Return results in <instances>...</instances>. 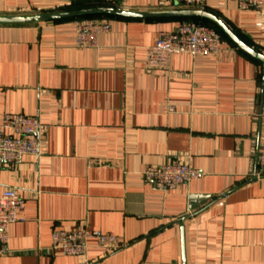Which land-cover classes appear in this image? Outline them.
<instances>
[{
	"label": "crops",
	"instance_id": "1",
	"mask_svg": "<svg viewBox=\"0 0 264 264\" xmlns=\"http://www.w3.org/2000/svg\"><path fill=\"white\" fill-rule=\"evenodd\" d=\"M95 6L178 8L0 0V16ZM202 9L264 54V10L238 0H206ZM101 15L0 23V122L19 113L47 126L39 156L0 167V196L17 188L25 200L0 264H264L263 62L210 21L222 35L218 54L174 55L150 69L146 48L185 18ZM91 18L111 28L96 46H80L75 21ZM175 160L200 176L169 190L144 178L146 167ZM76 227L113 233L124 246L106 253L91 243L83 256L51 249L55 229Z\"/></svg>",
	"mask_w": 264,
	"mask_h": 264
},
{
	"label": "built area",
	"instance_id": "2",
	"mask_svg": "<svg viewBox=\"0 0 264 264\" xmlns=\"http://www.w3.org/2000/svg\"><path fill=\"white\" fill-rule=\"evenodd\" d=\"M178 8H203L206 0H161ZM243 9L264 10V0H238ZM111 24L100 18L77 19L75 21L76 43L94 47L98 35L107 32ZM222 44V35L212 26L192 20L180 22L171 31H161L154 44L146 48V65L150 69L167 68L174 55L188 54L216 55ZM174 108L171 106L170 108ZM38 116L7 113L0 122V167L15 164L25 155L39 156L41 139L46 131ZM259 175H264V144L258 154ZM143 176L161 190L174 189L182 183L200 176V171L180 160L161 165L148 166ZM25 200L17 188L4 190L0 196V255L9 252L8 229L14 222L25 220ZM94 243L106 253H112L124 246V241L113 233L86 227L55 229L52 234V250H61L66 255H86Z\"/></svg>",
	"mask_w": 264,
	"mask_h": 264
},
{
	"label": "water",
	"instance_id": "3",
	"mask_svg": "<svg viewBox=\"0 0 264 264\" xmlns=\"http://www.w3.org/2000/svg\"><path fill=\"white\" fill-rule=\"evenodd\" d=\"M73 1V0H64ZM108 14L122 17L133 18H152V17H182V18H203L214 22L223 32L242 50L252 57L260 60L264 64V54L247 45L242 41L230 27L215 14L201 8H176L160 11H130L118 7L95 6L87 8L72 9L60 12L42 13L34 15L0 16V23H34L52 20H61L84 15Z\"/></svg>",
	"mask_w": 264,
	"mask_h": 264
},
{
	"label": "trees",
	"instance_id": "4",
	"mask_svg": "<svg viewBox=\"0 0 264 264\" xmlns=\"http://www.w3.org/2000/svg\"><path fill=\"white\" fill-rule=\"evenodd\" d=\"M103 15L101 14H94V15H86V16H80V17H101ZM184 20H192V21H196L198 23H203V24H210L213 25V23H210V21L203 19V18H185ZM215 28H218L216 25H213ZM219 29V28H218ZM225 33H222V35H224Z\"/></svg>",
	"mask_w": 264,
	"mask_h": 264
}]
</instances>
